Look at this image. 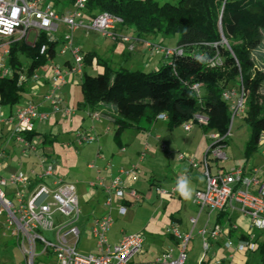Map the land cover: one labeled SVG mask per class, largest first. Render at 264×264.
Here are the masks:
<instances>
[{"label": "built area", "instance_id": "2783aa9c", "mask_svg": "<svg viewBox=\"0 0 264 264\" xmlns=\"http://www.w3.org/2000/svg\"><path fill=\"white\" fill-rule=\"evenodd\" d=\"M86 0H73L71 13L58 15L52 1L42 0H0V76L10 77L12 70L7 66L6 60L9 45L20 41L32 44L40 33L46 35L48 42L56 40L59 26L65 28L62 45L56 54L63 56L69 54L72 60L64 69L54 61L50 62L48 69L49 89L42 100L50 108V113H41L38 107L26 102L22 107L8 114L5 118L0 113V133L3 126H7L8 140L21 146L22 156L29 157L36 154L37 149L31 144L28 135L33 132L35 122L46 121L52 114H58L65 121L71 118L75 110L63 104L60 89L67 84L70 75L81 76L83 61L79 51L72 47L71 34L79 29L87 33H97L111 40H120L127 44L129 51L133 50L130 39L116 36L115 30L123 25V20L106 12L86 20L83 9ZM30 36L33 41H30ZM144 47L152 55H160L171 63L181 56L180 47H165L160 44L143 42ZM46 52V45H42L39 54ZM209 67L220 64L218 55L207 60ZM19 73V72H18ZM34 74L27 79L24 71H20L18 84L28 80H37ZM240 90L229 89L221 93V99L227 103L231 113V121L243 118L245 115L244 93ZM191 89L199 93L200 85L193 84ZM91 119L99 118L97 112H90ZM165 114H159L156 120L166 121ZM206 117L195 115L182 126L184 131H189L192 126H205ZM229 135V130L227 136ZM79 143L91 142L92 136L76 134ZM215 140L207 149V157L213 160H226L224 153V137L212 135ZM1 147V146H0ZM6 158L4 149L0 148V160ZM179 160H187L191 168H196V163L184 155H178ZM41 163H44L42 160ZM203 174L205 185L203 189L194 193L192 202L199 212L221 213L236 211L249 220L251 229L264 231V179L257 176L256 170H247L242 167L233 168L227 172L218 171L211 173L208 168L207 158L203 160ZM134 168L129 172L133 175ZM121 174L125 172L120 171ZM53 178L48 186L44 180ZM100 186L106 194L105 205L111 207L113 199L119 201L118 213L124 215L126 205L139 201V196L134 190L124 187L119 177L114 178L108 186L102 183H89V188ZM15 187L6 192L5 189ZM176 188L165 191L156 188L161 196L170 197L176 193ZM9 196H11L9 198ZM80 208L76 188L73 184L60 177H53L52 166L45 165L40 173L30 170L28 173L17 171L8 176L0 175V220L3 234H8L14 239L24 264H34L37 258L46 260L48 264H132L135 256L142 253L143 238L139 234L122 235L114 244L108 242L107 234L113 223L112 218L106 214L93 220L90 233L94 240V252L86 254L77 251L81 231L79 229ZM195 219L189 220L192 227ZM227 231V229H226ZM165 234L176 241L174 249L163 251L153 264H185L187 260L186 247L192 239L191 233L181 234L174 226L165 229ZM222 231L213 228L198 231L201 238V254L197 264H228L235 254L254 253L258 244L253 242V237L236 242L226 239L223 242L225 257L221 260L210 258V241H215L221 236Z\"/></svg>", "mask_w": 264, "mask_h": 264}, {"label": "trees", "instance_id": "16d2710c", "mask_svg": "<svg viewBox=\"0 0 264 264\" xmlns=\"http://www.w3.org/2000/svg\"><path fill=\"white\" fill-rule=\"evenodd\" d=\"M68 3L72 5L73 0ZM82 12L86 20L103 12L116 15L139 37L176 36V47L182 49L181 56L171 63L149 72L112 68L95 52L82 56L81 102L77 108L93 110L103 103L111 104L113 138L125 130H141V119L152 123L159 114L166 115L169 130L200 115L207 119L205 126H199L203 133L213 130L224 137L225 144L230 112L221 93L239 91L242 86V121L249 132L244 159L257 151L264 135V0H177L175 4H159L157 0H86ZM46 39L40 33L33 45L20 41L9 45L6 64L13 73L10 77L0 76V107H7L8 114L25 92V83L18 84L20 71L30 79L56 57L60 40ZM42 45H46V52L40 55ZM215 55L220 64L209 67L207 60ZM97 67L102 71L94 72ZM193 84L200 85L198 94L191 89ZM33 136L30 133L27 137L30 140ZM47 136L43 135V145L54 141ZM258 250L260 263L264 264V241Z\"/></svg>", "mask_w": 264, "mask_h": 264}, {"label": "crops", "instance_id": "0c3cea01", "mask_svg": "<svg viewBox=\"0 0 264 264\" xmlns=\"http://www.w3.org/2000/svg\"><path fill=\"white\" fill-rule=\"evenodd\" d=\"M129 39H130V43L133 46L132 51L128 50L126 43L118 39L113 40V43L117 44V42H121L124 45H126L127 48L126 50L130 54L129 56H132L135 60L137 59L138 61H140V64L142 66L141 71H145V72L153 71L156 70L158 67H160L162 64L169 62L168 60L164 59L162 56L152 55L149 51H147L143 45V41H146L145 38L137 36V38H135L136 40H133L131 38ZM162 42L163 41L161 39V41L156 44H160L162 46L170 47V48L176 47V38L174 40H169V42L166 45H163ZM94 52L98 54L97 51L94 50ZM99 55L100 54H98V56ZM145 57H147V61L144 62V60H146ZM63 61H64L63 62L64 65V63L68 60L64 58ZM93 71L101 72L102 70L101 68L97 67L96 69H93ZM76 77H78L80 82V76L78 75H70L67 77L68 78L67 80L71 81L74 80V78ZM37 81L39 82V84H36V86L34 85V87L31 88L33 89L32 90L33 93L28 95L29 99L26 102H31L35 104L38 107V111L41 113H50L49 106L45 104L42 100L43 96L47 93L49 89L48 73L45 76H43V78L41 79L38 78ZM67 84L63 86L58 92L60 96L64 90L65 91L67 90ZM64 101L63 104L65 106L75 110L71 118L65 121L63 118H61L60 115L52 114L46 121L35 122L34 130L32 134H34V136L49 135L47 136L48 139L52 140L54 139V137L50 133L47 134L48 128L50 131H52L53 129L59 127L60 124H64V123L73 124L77 119L83 122L87 116L90 118L89 116L90 112H97L99 114V118H97L96 120L90 118L92 123L91 126L92 131L95 132L94 134L95 137L92 136L94 140L91 142L79 143L75 136V144L80 148V152L77 149H75L76 151L75 153L77 152L78 154L80 153V156L78 158L71 159L69 163V165L71 166L69 167L70 174H72L70 176V180L72 182H68V183L73 184L76 188L77 199L80 208V219L78 226L81 231L83 230L84 227L91 225L93 220L98 219L106 214H108L113 221L114 219L117 218L120 219H124L125 217L128 218L130 216L131 213L130 210L131 208H133V205L144 203L153 207L156 213H157L156 208L170 206L174 212H171L168 216L169 226L176 227L181 234L191 233L192 236L194 230H196V234L198 235V231L201 230L202 228H205L206 230H210L213 228H217L221 230L223 234H221V236L217 240L210 241L211 260L213 259V257L221 260L225 257L227 253L225 250H223V242L226 239H230L231 241L236 242L239 240L248 239L249 236H252L253 242H255L258 245H260L261 242L264 241V231H256L254 229H251L249 225V220L241 216L238 212L225 211L221 213L209 214L206 211L199 212L197 207L193 204L192 199L194 193L198 190L203 189L205 185L204 174H203L204 171L203 160L205 157L207 158L208 168L211 173H215L218 171L227 172L228 170L233 169V167L226 169L225 166L218 165L217 163H213L210 165V161L213 159H210L209 156L207 157L208 148H206V150L204 151L202 157L198 160V162L195 159H192L194 163H196V168H191L189 166L188 161L185 159L179 160L178 155L181 154H178L176 156V159H174L172 163L173 168H179L182 166V168L184 169L183 170L184 172L181 174L180 178L188 177L189 173L191 172L193 173L194 180L192 186L194 188V191L192 198L190 200H185L183 197L179 195L177 191L170 197L161 196L158 192H156V188L169 191L173 188H176V184H177V183H172L171 175L165 172V170L169 168V165L171 163L170 159L167 158L166 161L167 163H164L158 156H156L157 150L159 152H164L165 146L160 143L161 138L156 134L154 135L153 132L154 127L152 124H154L156 121H162V120L155 119V122L146 123L143 119H141L138 123V127L141 130H125L124 132L121 133V135L118 138L115 139L113 138L112 134L111 137L108 135L110 133V130L112 129V125L110 122V117L113 114L112 107H109L103 103L102 105L94 107L93 110H88L87 108L78 109L77 105L81 102V100L80 102L77 101L76 107H71L68 105L67 101L65 102ZM79 112H81V114ZM241 120H243V118H241ZM199 129L204 137L205 133H203L200 127ZM189 131H191V129ZM189 131H185V132L188 133ZM128 132H134V133L130 134ZM30 140L32 142V137ZM67 146L70 147L69 145ZM226 146H227V139L225 143V147ZM37 153L38 150L34 155H36L37 158L39 159L40 157ZM40 153L41 155L44 156L40 158V161L41 159L44 161L43 163L44 166L47 164L52 166L51 155L50 154L44 155L42 154V152ZM260 153L261 155H264V148H262ZM148 156L150 157V159H148L147 162H145ZM144 166H148L147 176L144 175L145 172L143 174L144 170H142V168H144ZM43 167H41V169ZM132 167L134 168V171H133V175H130L129 172L131 171ZM41 169L40 167L37 166V167H33L31 170H33L35 173L38 174L41 172ZM121 170H123L125 173L121 174L120 173ZM247 170L249 171L256 170L257 176L260 179H264V163H262V165L260 166L257 164L256 166L249 167ZM170 171L172 172V170ZM14 172H17V169L10 167L6 163L5 159L0 160L1 176L5 177ZM52 172H53V177H58L56 174H54L53 166H52ZM116 177L120 178L125 188L134 190L136 194L139 196V201L130 202L126 205V211L124 215H120L118 213L117 209H118L119 201L113 199V203L111 207H107L105 205L106 194L102 191L100 186L89 188V183H98V182L102 183L103 186H108L111 183V181ZM52 180L53 178H48L44 180V182L48 186H50ZM63 180L66 181L65 179ZM173 200H177L180 202L179 203L180 208H176L175 202ZM171 202H173L175 206H172ZM188 203L193 205L196 211L186 219L185 225H183V219L181 218L180 213L185 208H187L186 206ZM181 204H183L184 208L181 207ZM112 214H114V218L112 217ZM191 218H194L196 221L193 227L189 223V220ZM179 228H181L182 230H180ZM129 234H137V233H129ZM122 235H128V234L127 233L125 234L123 231H119L117 235L110 236L111 238L108 239V242L110 244H114L121 238ZM166 236L168 240H170L176 246V241L172 237L168 235ZM200 246H201V238H200ZM162 252L163 251H161V253ZM252 255H256L260 261L259 250H257L254 253H248L245 255L235 254L233 260L229 263L248 264L246 257ZM224 262L228 264L227 260H225ZM132 264H133V260H132Z\"/></svg>", "mask_w": 264, "mask_h": 264}, {"label": "rangeland", "instance_id": "374dc122", "mask_svg": "<svg viewBox=\"0 0 264 264\" xmlns=\"http://www.w3.org/2000/svg\"><path fill=\"white\" fill-rule=\"evenodd\" d=\"M42 1H52L58 15H65L71 13L73 10V7L68 3V0ZM157 1L159 4H162L164 2L175 4L177 2V0ZM65 32V28L59 26L58 33L55 35L56 39L60 40L57 49L62 45V40ZM115 35L131 38L133 40H136L135 38H137V35L133 31V28L127 27L125 25L117 27L115 30ZM71 37L72 47L77 49L81 56H83L87 52H94L95 50L98 52V54H100L99 56L103 60L109 62L112 68L117 69L119 67H122L127 70L130 69V71H141L142 69L140 61H138L137 59L135 60L132 56H129L130 54L126 50V45L121 42H117V44H114L113 40L109 38L100 36L97 33H87L82 29L74 31L71 34ZM143 38L151 43H158L162 39L163 45H166L169 40H174L176 36L146 35L143 36ZM29 39L30 41H33L32 36H30ZM64 58H66L68 61L72 60L69 54H65L64 56H60L57 54L53 61L59 67L64 69ZM145 59L146 60H144V62L147 61V57H145ZM49 67L50 62L36 71L37 77L39 79L43 78V76L48 73ZM67 83V90L63 91V93L61 94V98L63 99V101L65 99L69 106L76 107L77 101L80 102L81 100V94L79 91V79L78 77H76L74 78V80H67ZM36 84H39L37 80H28L25 83V92L23 93L19 104L11 108L12 112H14L17 108L22 107L26 103V101L29 99L28 95L33 93V89L31 88H33L34 85L36 86ZM104 104L109 107L112 106L109 103ZM8 111L9 109L7 107H0L1 117L5 118L8 115ZM79 113L81 114V112ZM152 125L154 127V135H158L161 138L160 143L165 146L164 152H159L157 150L156 156H158L164 163H167V158L170 159L171 163L168 169L172 170V172L168 169L165 170V172L171 175L172 183H177V181L180 179L181 174L184 172L182 166L179 168H173L172 163L174 159H176V156L178 154H182L190 159H195L198 162L206 148H208L215 142V140L211 139V136L216 134L213 130H208L203 137L202 132L197 125L192 126L191 131H189L188 133L183 130L182 126L169 130L166 126V121H156ZM91 126V119L88 116L83 122L77 119L73 124H60L59 127L53 129L52 131H50L49 128L47 129V134L50 133L54 137V141L53 143H51V145H43L42 135L33 136L31 144L38 150L37 154L40 158L44 157L40 152H42V154L44 155H51V163L54 167V174H56L58 177H62L67 182H72L70 180V176L72 174H70L69 167L71 166L69 165V163L71 159H75L80 156V153H75V149L80 152V148L75 144V134H88L95 137V132L92 131ZM7 128V126H3L0 133V148L5 150L6 163L10 167L17 169V171H21L23 173H28L33 167L37 166L41 169V167L44 166V164L41 163L42 159L40 161V158L38 159L36 155H31L29 157L22 156V147L8 140L9 137H7ZM228 130L230 132V135L227 137V146L224 148L226 160H211L210 165L213 163H217L218 165L225 166L226 169L231 167H245L246 169H248L249 167L256 166L257 164L260 166L262 165V163H264V155H261L260 153L262 148H264V135L261 136L260 141L258 142L257 151L254 152L249 159L245 160L243 156V150L249 133L247 126L238 117H235L231 121L230 113ZM128 133L133 134L134 132ZM111 134L112 129L110 130V133L108 135L111 137ZM67 145H69L70 147H68ZM148 159H150L149 156L148 158H146L145 162H147ZM142 170H144L143 174L145 172L144 175L147 176L148 166H144ZM187 178L190 179L191 184H193L194 175L192 172L188 174ZM13 189H15V187L7 188L5 189V191L8 193ZM10 197L11 196H9V198ZM173 201L175 202L176 208H180V202L177 200ZM171 205L175 206L173 202H171ZM181 207L184 208L183 204H181ZM186 207L187 208H185L180 213V216L183 219V225H185L186 219L196 211L195 207L190 203H188ZM130 211L131 213L128 218L125 217L124 219H114L107 237L109 239L111 238L110 236H115L119 231H123L125 234L137 233L143 238V253L134 257L133 264H153V261L161 254V251H165L168 249L175 250V244L168 240L167 236L165 235V229L167 227H170L168 216L171 212H174L170 206L156 208V213L153 207L144 203H140L137 205H133V208H131ZM112 217L114 218V214H112ZM90 227L91 225L84 227L82 231L80 230L81 235L79 243L77 245V251L83 254L94 252V240L90 233ZM179 229L182 230L181 228ZM200 254V237L196 234V230H194L192 239L189 241L186 247L187 260L185 264H197ZM246 258L248 264H261L256 255L247 256ZM0 264H24L22 255L19 252L14 239H12L7 233H2L1 220ZM34 264L48 263L42 258H37ZM224 264H226V262H224Z\"/></svg>", "mask_w": 264, "mask_h": 264}, {"label": "clouds", "instance_id": "9594fccd", "mask_svg": "<svg viewBox=\"0 0 264 264\" xmlns=\"http://www.w3.org/2000/svg\"><path fill=\"white\" fill-rule=\"evenodd\" d=\"M198 59H199V57H198ZM175 190L185 200H190L192 198L194 188L191 184L190 179H188L187 177H183L177 181Z\"/></svg>", "mask_w": 264, "mask_h": 264}, {"label": "water", "instance_id": "95a60500", "mask_svg": "<svg viewBox=\"0 0 264 264\" xmlns=\"http://www.w3.org/2000/svg\"><path fill=\"white\" fill-rule=\"evenodd\" d=\"M223 43L225 44V41Z\"/></svg>", "mask_w": 264, "mask_h": 264}]
</instances>
